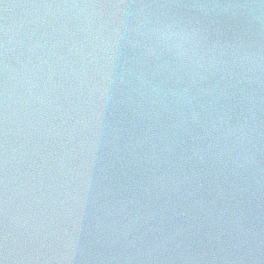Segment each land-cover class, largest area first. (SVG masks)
Segmentation results:
<instances>
[{
    "label": "water",
    "instance_id": "95a60500",
    "mask_svg": "<svg viewBox=\"0 0 264 264\" xmlns=\"http://www.w3.org/2000/svg\"><path fill=\"white\" fill-rule=\"evenodd\" d=\"M0 264H264V0H0Z\"/></svg>",
    "mask_w": 264,
    "mask_h": 264
},
{
    "label": "snow or ice",
    "instance_id": "6c2138e0",
    "mask_svg": "<svg viewBox=\"0 0 264 264\" xmlns=\"http://www.w3.org/2000/svg\"><path fill=\"white\" fill-rule=\"evenodd\" d=\"M112 6H116V5H112Z\"/></svg>",
    "mask_w": 264,
    "mask_h": 264
}]
</instances>
